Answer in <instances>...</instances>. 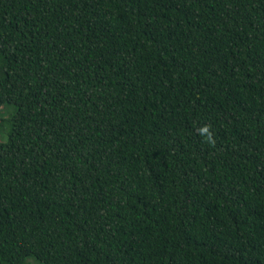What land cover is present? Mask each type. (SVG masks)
Wrapping results in <instances>:
<instances>
[{
	"label": "trees",
	"instance_id": "obj_1",
	"mask_svg": "<svg viewBox=\"0 0 264 264\" xmlns=\"http://www.w3.org/2000/svg\"><path fill=\"white\" fill-rule=\"evenodd\" d=\"M6 104L0 264H264V0H0Z\"/></svg>",
	"mask_w": 264,
	"mask_h": 264
},
{
	"label": "rangeland",
	"instance_id": "obj_2",
	"mask_svg": "<svg viewBox=\"0 0 264 264\" xmlns=\"http://www.w3.org/2000/svg\"><path fill=\"white\" fill-rule=\"evenodd\" d=\"M15 106L13 104L3 105L0 109L1 117H8L13 111ZM8 138V127L0 128V141H6ZM24 264H41L34 257H27Z\"/></svg>",
	"mask_w": 264,
	"mask_h": 264
},
{
	"label": "clouds",
	"instance_id": "obj_3",
	"mask_svg": "<svg viewBox=\"0 0 264 264\" xmlns=\"http://www.w3.org/2000/svg\"><path fill=\"white\" fill-rule=\"evenodd\" d=\"M198 131H199V133L201 135L206 136L207 141L210 144H214L215 143L214 140H213V138H212V133L210 132V126L209 125H205V126L199 128Z\"/></svg>",
	"mask_w": 264,
	"mask_h": 264
}]
</instances>
